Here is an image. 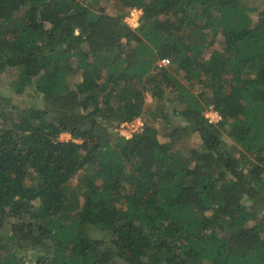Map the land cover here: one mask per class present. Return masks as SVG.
Wrapping results in <instances>:
<instances>
[{
    "label": "trees",
    "instance_id": "16d2710c",
    "mask_svg": "<svg viewBox=\"0 0 264 264\" xmlns=\"http://www.w3.org/2000/svg\"><path fill=\"white\" fill-rule=\"evenodd\" d=\"M1 74L0 264H264V7L0 0Z\"/></svg>",
    "mask_w": 264,
    "mask_h": 264
},
{
    "label": "rangeland",
    "instance_id": "374dc122",
    "mask_svg": "<svg viewBox=\"0 0 264 264\" xmlns=\"http://www.w3.org/2000/svg\"><path fill=\"white\" fill-rule=\"evenodd\" d=\"M247 2L253 4L255 7H258L259 9H262L264 7V2L261 0H246ZM102 4L105 6V8L109 7L108 4L103 1ZM169 62V60H168ZM15 78V75L8 76L7 74H1L0 75V93L3 95L7 94L12 98V103L14 105H23V106H30L32 103L35 105L39 104L41 99L36 96L33 89L28 87L23 89L24 93L19 94L14 92L13 86L11 85L12 80ZM149 99V98H148ZM206 116L213 121L214 118V111L210 110L207 111ZM137 125V123H134V126L124 127L120 128L119 126V133L125 134L126 137L131 136V130L134 129V127ZM140 130V128H138ZM62 140H66L69 138V135L67 133H62L59 137Z\"/></svg>",
    "mask_w": 264,
    "mask_h": 264
},
{
    "label": "built area",
    "instance_id": "2783aa9c",
    "mask_svg": "<svg viewBox=\"0 0 264 264\" xmlns=\"http://www.w3.org/2000/svg\"><path fill=\"white\" fill-rule=\"evenodd\" d=\"M139 14H140L139 10H136V9L130 10V12L127 14V16L125 18L126 22L132 27L136 26L138 24ZM167 63H168L167 58H162L157 62L158 65H166ZM218 119H219V115L217 114V112L214 111L213 121H217ZM209 120L212 121L211 119H209ZM134 123H137V125L131 131L138 130V128L141 129V127L143 126V121L141 120V118L137 117L136 119H133L130 122H127V121L122 122L120 124V128H124L126 126L127 127L134 126ZM122 135L126 136L125 134H122Z\"/></svg>",
    "mask_w": 264,
    "mask_h": 264
}]
</instances>
